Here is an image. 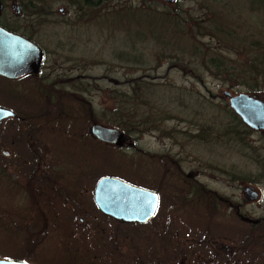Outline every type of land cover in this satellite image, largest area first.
Returning <instances> with one entry per match:
<instances>
[{
    "label": "rangeland",
    "instance_id": "1",
    "mask_svg": "<svg viewBox=\"0 0 264 264\" xmlns=\"http://www.w3.org/2000/svg\"><path fill=\"white\" fill-rule=\"evenodd\" d=\"M126 1L135 0H104V2L97 0L92 8V14L96 15L97 10H102L100 11L102 16L122 6ZM146 1L159 9L179 7L188 21L206 13V0H176V3L171 4L163 0ZM219 1L222 4V1L226 0ZM229 1L231 6L236 5L238 11L241 12L239 25L243 39L240 37L242 39L240 47L245 48L246 43L252 40L264 41V32L260 26L264 24L261 12L249 10L250 0ZM39 4L40 1H38V11ZM52 6L56 13L53 17L55 19L58 16V8H66V14L72 19L76 15L74 9L64 1H53ZM30 18L36 21L40 18V14L30 15ZM151 24L135 25L125 21L122 14L112 17L110 15L94 16L85 25L78 24L72 30L73 32L63 36L62 39L76 42V47L70 54L71 58H82L81 61H76L78 65L83 64L85 67L76 72L71 68V60L62 59L58 72L63 77L72 78L82 73V76L76 77L73 83L88 85L90 88L88 99L96 116H102L104 106L112 104L115 95L130 91L133 82H128L129 78L137 79V85L134 87L138 94L141 96L143 94L148 107L160 102L162 108L165 106L170 114H174L175 117L173 116L172 119L159 123L157 129L136 134L127 133L136 137L135 148L120 149V152L126 156L119 159L122 162L120 166L107 165L102 162L96 165L93 182H90L94 184L100 176L109 175L150 190L155 187L158 189L159 197L155 214L139 229H133L130 223L117 222L97 210L91 199L92 185H89L87 197L84 200L88 214L86 216L84 213H79V216L87 219L92 229L88 233L84 232L86 234H76L77 231L83 232L73 228L78 223V215L64 212L62 218L66 219L67 230L75 232L69 234L74 240L68 247L69 250H63L60 245L54 247L52 244H46L47 247L36 248L35 255L30 251L21 253L24 260L36 262V264L45 262L68 264L65 254L71 250L83 255L89 264H137L136 262H144L142 264H202V262H208V264H264V256L260 248L252 252H242L236 249L231 256H227L222 252H215L212 249L214 248L212 242L210 245L207 240L201 241L204 237L210 236L211 238L218 237L217 243L233 245L238 242V232L233 231L232 228L239 225L244 231L247 228L246 224L249 223L246 219L264 218V163H262L264 162V131L250 130L245 141L251 147L247 148H240L233 139L229 141L221 134L229 120V116L224 113L225 108L230 109L222 92L229 91L232 94L243 92L264 101V82L260 80L257 86L252 81L243 82L237 86L232 83L231 87L228 81H222L204 71V67L198 64V60L190 61V65H187L189 68L193 66L198 76L186 73L174 63H184L179 56L187 54L170 48L162 51V55L157 57L156 49L159 46L155 45L151 37H142L146 26ZM154 24L158 25L155 21ZM247 24L253 26L248 27ZM56 30H58L57 27L46 31L40 30L35 33L34 39L48 50H54ZM201 40L211 46L217 44L214 38L205 37ZM171 53L177 54V57L174 58L170 55ZM229 55L234 57L233 64L235 65L236 62L248 61L245 53H230ZM58 56L67 55L60 52ZM0 104H9V99L0 95ZM13 106L21 109V106L14 104ZM145 108L147 104L141 105L142 110ZM69 110L70 112L74 110L77 117L71 121L62 119V133L71 131L69 133L71 134L72 127L76 125L78 127L74 130L85 131L88 122L80 117V114L78 115V106L71 103ZM6 123L7 120L0 126V142L3 143L0 147L12 150L15 154L22 153L21 156H24L23 136L15 138V133L12 134ZM204 123L205 126L199 128V124L204 125ZM171 128L169 133H165ZM72 140L69 139L70 142H68L62 138V163H82L83 155L75 154L73 147L76 144ZM113 152L117 155L115 151ZM144 152L170 154L183 174H189L191 177L184 179L192 180V175L197 174V179L202 185L204 184L206 188L225 197L226 201L221 200L215 204V210H211L212 212L208 214L211 218H208L207 214L204 215L202 198L193 200L190 206L186 205V208H190L189 211L184 210V206L180 203L171 207L175 198L184 197V186L188 183L177 180L175 176H171V172L157 181L160 174L158 164L160 162ZM243 153L248 155L245 156ZM84 156L87 157L86 154ZM91 159L89 155L87 161ZM163 159L167 161L166 158ZM12 161V158L0 156V164ZM169 169L171 170L170 167ZM240 174H249L253 181L256 178L257 180L256 182L239 180L237 175ZM247 185L252 186L256 191L255 199L244 197L243 188ZM7 195L6 185L0 186V257L8 255L9 252L2 245L5 242L3 227L7 220L11 219L5 215L7 205L10 203ZM13 198L18 199L20 195L16 193ZM188 198L193 199L194 197L189 193ZM13 220L15 223L20 221L16 217H13ZM58 231V229L51 228V234H58ZM231 236L234 242L226 239L232 238ZM135 256L138 260H135ZM211 257V261H208ZM60 259L62 261L57 262Z\"/></svg>",
    "mask_w": 264,
    "mask_h": 264
},
{
    "label": "flooded vegetation",
    "instance_id": "2",
    "mask_svg": "<svg viewBox=\"0 0 264 264\" xmlns=\"http://www.w3.org/2000/svg\"><path fill=\"white\" fill-rule=\"evenodd\" d=\"M53 1L57 0H41L38 11L40 18L33 21L30 18L29 3L21 2L20 0H0V27L31 41L40 49V57L35 72H28L30 58L35 53L31 51L30 47H27L18 52L19 55L15 61L8 59L5 61L6 64L3 63L6 65L5 67L3 66L6 68V72L11 73L12 77H6L0 74V88L5 87L13 90L14 93L16 92L14 95H6L0 92V95L9 99V104H0V107H4L13 112V115L0 120V126L7 120V128L11 129L12 134L15 133V138H18V130L21 129V135L23 136L25 145L24 156H21L22 153L15 154L12 150L9 151L6 148L2 149L0 147V156L13 159L12 162L0 164V186L6 185L8 192L6 197L10 199L5 215L11 217V219L7 220L5 227H3L6 234L4 246L9 252L8 255L2 256L0 259L22 261L20 263L23 264H36V262L24 260V256H21V253L30 251L34 245H36V248L39 247V249L46 246V244H52L54 247L60 245L63 250H69L68 247L74 241L69 234H74L75 232H72L70 229L67 230L66 219L63 220L62 218L64 212H71L78 215L77 228H73L75 230L80 229L83 232L77 231L76 234L88 233L92 229L90 223H87V219L85 220L83 216H79V213L88 214L84 200L87 197L89 185H92L91 199L93 202V188L95 183H90L93 182V163L87 161L91 145L95 139L89 133V126L93 121L90 122L88 120L87 115L76 102L67 99L66 103H70V107L71 103L78 106V115L80 114V117L86 119L88 124L85 131L81 130L80 132L78 130L77 132L74 130V128L76 129L78 127L76 125L72 127L71 134H69L71 131L63 134L62 119L71 121V119L77 117V114L74 110L70 112L69 109H67L68 114H62L60 103L61 90L64 89L78 93L82 101L89 104L88 93L90 88L87 84L84 85L83 83L60 82L63 78L72 77H63L58 71L61 67L62 59L71 60V68L76 72L85 67L83 64L78 65L76 61H81L82 58H71L72 56L70 54L74 51L76 42H71L70 40L65 41L62 38L63 36H67L68 33L73 32L72 30L78 24L85 25L86 22L92 19L89 13L87 14V6L93 0H60L74 9L73 11L76 13L74 19L66 14V8H58L57 19L53 18L54 14H56L52 6ZM52 27L58 28L54 32V36L56 37L55 48L54 50H48L34 39V35L40 30L46 31ZM60 52L66 53L67 56H58ZM78 76L81 77L82 73ZM78 76H75L73 80ZM36 87L39 91L41 101L40 109L42 113L39 116L30 117L28 115L30 112L28 96L30 90ZM13 104L19 107L21 106V109L16 108ZM36 129L37 131H35ZM32 130L34 131L33 133H31ZM130 136L132 138L131 142H128L124 147L101 143L119 149H126L128 147L135 148L136 137ZM62 138L68 142H70L69 139H73V143L76 144L73 147V151L78 156L83 155L85 161L81 158L82 163H62ZM0 145H3V143L0 142ZM85 154L87 156L86 158L84 156ZM156 154L159 153L154 152L153 157L156 158V161L160 162L158 163L160 166V174L157 181L160 177L163 178L165 174L171 172V176H175L179 181L192 184L193 187L196 185L198 187V185L202 184L197 179V174L192 175V180L188 181L184 178H191L189 174H183L182 170H177L174 163L170 162L168 158H166V162L163 159L165 157L161 158L165 163L163 164L157 159ZM165 155L172 157L168 153ZM188 184L184 186V191L188 187ZM155 192L158 196V192ZM16 193L20 195V198H13ZM190 194L193 195L192 193ZM177 200L181 199H174V201ZM13 217L20 219V221L15 223ZM83 224L86 225L82 227L81 225ZM51 228L58 229L59 233L51 234ZM231 237L226 239L234 242L233 236ZM217 238L204 237L201 241L205 242L207 240L210 245H212V242L214 244V248L212 249L215 252L218 251L222 252L223 255L231 256L236 250L237 244L233 243V245L231 244L229 246L223 242L217 243ZM211 259L212 257L208 261H211ZM60 261L62 259L57 262ZM47 263L50 264V262ZM47 263L45 262L44 264Z\"/></svg>",
    "mask_w": 264,
    "mask_h": 264
},
{
    "label": "trees",
    "instance_id": "3",
    "mask_svg": "<svg viewBox=\"0 0 264 264\" xmlns=\"http://www.w3.org/2000/svg\"><path fill=\"white\" fill-rule=\"evenodd\" d=\"M20 1L29 3L31 16L38 14V1L41 0ZM96 3L97 0L87 6V14L89 13L91 18H94V16L102 17L103 15H110V17H112L113 15L122 14L125 21L132 22L135 25L152 23L151 25L146 26L147 28L144 29L145 32L142 34V37H151V40L155 42V45L159 46L156 49L157 57H160L162 51L166 49L174 48V50H180V52L187 54H181L179 56V59L182 62L184 61V63L175 62L174 65L192 76H198V74L193 66L189 68L187 65H190V61L198 60V64L204 67V71L214 75L222 81H228L231 87L233 85L232 83H235L237 86L243 84V82L246 83L247 81H252L255 83V86H257V82L260 80H263L264 82V41L256 39L257 41L252 40V42L246 43L245 48L240 47L241 40L243 39L241 37L242 34L239 25L241 23V12L238 11L236 5L231 6L229 0H226L225 2L222 1V4L219 0H206V13L199 17L192 18V20L190 18L191 21L184 18L183 11L179 7H173L172 9H159L146 0L126 1L122 6L111 10L109 13L106 12L105 14H102V16L100 15V11L102 10H97L98 13L96 15L92 14V8ZM171 3H176V0H173L169 4ZM248 7L250 11L257 13L261 12L264 20V0H250ZM154 21L158 23V25L154 24ZM252 26L253 25H248V27ZM260 26L264 32V24ZM205 37L211 39L214 38L217 44L211 46L209 43L203 42L201 38ZM230 53H245L248 61L236 62L237 64L235 65L233 64L234 57H231L229 55ZM170 55L174 58L177 57V54L171 53ZM127 81L131 83L133 82L130 91L115 95L112 99V104L104 106L102 116H96L92 105L90 103H84L78 93L62 89L60 95L62 114H68L67 109H70V103H66V100L68 99L69 101L76 102L78 106L83 109L90 122H101L130 134L157 129L159 123L173 118L174 114H170L165 106L162 108L160 102L154 103V105L148 107V103L144 101L143 94L142 96L138 94L134 87L137 85L136 78H129ZM60 82H73V78H63ZM36 88L31 89L28 96V105L30 107L28 115L30 117L39 116L42 113L40 109L41 101L39 91L38 88ZM0 92L6 95H14L16 93L5 87L4 89L1 88ZM145 104H147V108L142 110L141 105ZM161 109H163V111ZM224 113L229 116V120L226 127L221 131L222 136L227 137V140L229 141L233 139L240 148L251 147L245 141L246 135L251 132V129L247 128L231 109L225 108ZM203 126H205V123L204 125L199 124V128ZM171 130L172 128L165 131V133H169ZM35 131H37V129ZM21 132V129H19V136L22 134ZM33 132L34 131L32 130L31 133ZM113 151H115L117 155H115ZM239 151L241 150L239 149ZM144 154H147L151 158L154 156L147 152H144ZM89 155L92 158L90 162L93 163V172L96 165L99 163L101 164V162L106 163L107 165L114 164L120 166L122 165V162H120L119 159L126 157L120 152L119 148L102 144L96 139L93 140ZM243 155L246 156L248 154L243 153ZM156 157L163 164L165 163L161 158H168L170 162L174 163L175 168L180 170L177 162L172 159V157L165 154H156ZM128 158L132 159L131 157ZM250 176L251 175L249 174H240L237 175V178L239 180L256 182L257 178L253 181ZM152 190L158 192V189L155 187ZM189 193L193 194V199L187 198ZM199 198H202V205H204L205 211L204 215H208L211 210L214 211L217 202H221V200L223 202L226 201L225 197L206 188L202 184L198 185V187L197 185L193 187L192 184H188V187L184 192V197L181 200L173 202L171 207L180 203L184 206V210H188L190 208H186V205L190 206L193 204V200ZM210 216L208 215L207 217L211 218ZM116 225H118V223ZM141 225L142 224L138 223H130V226L133 229H139ZM246 227L247 228L244 231L239 225L234 229L232 228L233 231L235 230L238 232L236 249L242 250V252H252V250L254 251V249L260 248L263 252V255H261L264 256V218L257 219V222L255 223L249 222L246 224ZM205 232H207V230H205ZM3 236L4 240H6L5 233ZM4 244L5 242L2 243V245ZM35 249L36 245L32 246L30 250L31 254L33 253L35 255ZM65 255L67 257L66 263L68 264H89L86 261V258L83 255H80L79 252L75 253L70 250L67 251ZM135 258V260H138L137 256H135ZM136 263L142 264L144 262ZM202 264H208V262H202Z\"/></svg>",
    "mask_w": 264,
    "mask_h": 264
},
{
    "label": "water",
    "instance_id": "4",
    "mask_svg": "<svg viewBox=\"0 0 264 264\" xmlns=\"http://www.w3.org/2000/svg\"><path fill=\"white\" fill-rule=\"evenodd\" d=\"M167 3L173 0H163ZM30 47L34 56L30 58L28 72H35L40 57L39 47L25 38L0 27V74L12 77L6 72L5 61H15L18 52ZM4 66V67H3ZM222 96L227 99L230 109L239 117L240 121L251 130L264 131V101L254 95L247 93H230L223 91ZM6 113L13 112L0 107V120L7 116ZM89 133L96 140L111 144L116 147H124L132 138L118 128L93 121L89 126ZM244 197L255 199L256 191L252 186L243 188ZM93 203L95 207L105 216L124 223H146L156 212L158 204L157 193L153 190L130 184L114 176H100L94 184ZM249 222L257 220L246 219ZM22 261L0 259V264H23Z\"/></svg>",
    "mask_w": 264,
    "mask_h": 264
},
{
    "label": "snow or ice",
    "instance_id": "5",
    "mask_svg": "<svg viewBox=\"0 0 264 264\" xmlns=\"http://www.w3.org/2000/svg\"><path fill=\"white\" fill-rule=\"evenodd\" d=\"M7 115H11V113H6Z\"/></svg>",
    "mask_w": 264,
    "mask_h": 264
}]
</instances>
